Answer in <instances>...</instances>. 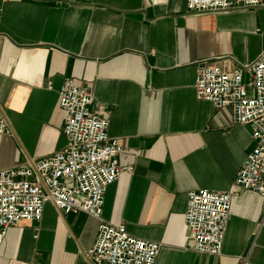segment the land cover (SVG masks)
<instances>
[{
	"label": "crops",
	"instance_id": "obj_1",
	"mask_svg": "<svg viewBox=\"0 0 264 264\" xmlns=\"http://www.w3.org/2000/svg\"><path fill=\"white\" fill-rule=\"evenodd\" d=\"M263 48L264 1L196 13L186 0H0V168L63 146L57 90L69 77L90 90V111L108 113L118 161L133 166L106 187L105 220L159 242L154 264H264L260 194L233 193L218 255L194 251L184 221L187 192L228 190L253 146L229 106L196 98L197 64L231 69ZM98 224L46 201L39 221L6 229L0 264H93Z\"/></svg>",
	"mask_w": 264,
	"mask_h": 264
},
{
	"label": "built area",
	"instance_id": "obj_2",
	"mask_svg": "<svg viewBox=\"0 0 264 264\" xmlns=\"http://www.w3.org/2000/svg\"><path fill=\"white\" fill-rule=\"evenodd\" d=\"M263 1L186 0V6L199 13L252 7ZM194 89L197 99L215 107L229 106L233 123L249 125L253 140L232 187L221 192L207 188L187 192L184 221L190 247L198 253L218 255L233 193L249 189L264 197V48L253 61L231 69L207 60L199 62ZM91 102L86 86L65 78L57 90V105L63 112V146L41 158L0 168V244L9 226L22 219L39 221L44 203L51 201L63 213L84 211L99 220L96 239L88 250L93 264H154L159 242L137 238L123 224L114 225L101 215L106 187L133 166L119 163L124 148L107 134L109 115L90 111ZM4 132L6 124L0 113V133Z\"/></svg>",
	"mask_w": 264,
	"mask_h": 264
}]
</instances>
